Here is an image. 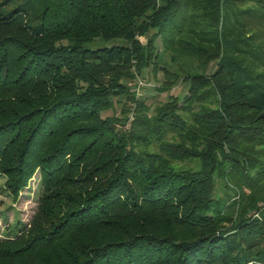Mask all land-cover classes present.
Segmentation results:
<instances>
[{"label": "trees", "instance_id": "obj_1", "mask_svg": "<svg viewBox=\"0 0 264 264\" xmlns=\"http://www.w3.org/2000/svg\"><path fill=\"white\" fill-rule=\"evenodd\" d=\"M145 72L185 94L149 114ZM35 171L0 264H264V0H0L2 190Z\"/></svg>", "mask_w": 264, "mask_h": 264}, {"label": "rangeland", "instance_id": "obj_2", "mask_svg": "<svg viewBox=\"0 0 264 264\" xmlns=\"http://www.w3.org/2000/svg\"><path fill=\"white\" fill-rule=\"evenodd\" d=\"M251 8L247 4L238 5L239 9ZM141 40V39H140ZM142 42V41H141ZM86 48L94 49L99 46L97 41H92L84 45ZM213 67V63H209L208 71ZM162 75L159 72L153 74L152 72H145L143 75L135 76L127 84V90L135 100L143 101L149 108V114L154 111V108L165 102L167 96L181 98L186 91L185 83L177 81L169 86L165 92H158L163 82ZM118 101L113 105V108L101 113V117L113 116L115 118L124 117L121 109L130 108V103L125 98L117 97L114 99ZM124 110V109H123ZM131 116L128 115V122ZM117 128L125 129L126 126ZM177 168H189L196 170L197 165L195 160L175 161L172 163ZM4 178L0 176V240L13 239L20 235V233L28 229L30 220L34 216L37 208L38 197L41 191L39 175L35 171L31 178L26 182L25 187L17 194L16 199H11L3 190L2 183ZM226 190V189H225ZM212 192L214 197H224V189L218 180L214 181ZM227 192V191H226ZM230 194V193H229Z\"/></svg>", "mask_w": 264, "mask_h": 264}]
</instances>
